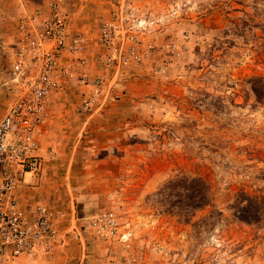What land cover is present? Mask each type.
<instances>
[{"label":"rangeland","instance_id":"rangeland-1","mask_svg":"<svg viewBox=\"0 0 264 264\" xmlns=\"http://www.w3.org/2000/svg\"><path fill=\"white\" fill-rule=\"evenodd\" d=\"M25 1L0 0V122ZM64 6L88 45L63 60L73 78L50 100L45 164L24 185L58 215L60 235L49 253L6 264H264V220L238 218L250 206L264 212V100L251 83L264 81V0ZM106 23L117 29L112 52L100 41ZM83 72L104 83L91 112ZM195 179L211 203L187 215L184 188Z\"/></svg>","mask_w":264,"mask_h":264},{"label":"built area","instance_id":"built-area-1","mask_svg":"<svg viewBox=\"0 0 264 264\" xmlns=\"http://www.w3.org/2000/svg\"><path fill=\"white\" fill-rule=\"evenodd\" d=\"M47 8L20 19L10 56L13 102L0 122V264L23 255L49 253L60 235L59 217L47 206L28 210L19 203L26 177L39 175L45 164L41 139L51 97L73 78V66L61 69V62L83 55L88 45L87 37L71 30L64 0H52ZM100 41L108 51L115 50L114 24L101 26ZM79 64L84 67L87 61L80 59ZM79 78L81 85L93 89L82 104L84 112H91L104 90L103 79L91 81L87 72ZM106 222L116 225L112 217Z\"/></svg>","mask_w":264,"mask_h":264},{"label":"trees","instance_id":"trees-1","mask_svg":"<svg viewBox=\"0 0 264 264\" xmlns=\"http://www.w3.org/2000/svg\"><path fill=\"white\" fill-rule=\"evenodd\" d=\"M252 83V91L256 96L258 102H262L264 100V81L262 79H253ZM259 85V86H258ZM187 191L186 195V204L184 206V210H186V214H189V211H199L208 207L211 203V194L210 187L207 183L202 179L193 180V184L184 188ZM258 204V200H252ZM242 214L238 217L241 221L247 223H260L264 220V212H261L258 208H254L250 206V208H243L241 211Z\"/></svg>","mask_w":264,"mask_h":264},{"label":"crops","instance_id":"crops-1","mask_svg":"<svg viewBox=\"0 0 264 264\" xmlns=\"http://www.w3.org/2000/svg\"><path fill=\"white\" fill-rule=\"evenodd\" d=\"M37 1L38 0H36V3H35V2H32V0H26L25 3L21 5V7L19 6L17 8L19 14L21 15V19L24 18V17H26L27 15H30V14L35 13L36 10H37V8L38 9L39 8L41 9V8H43V7H45L47 5L46 4V2H47L46 0H40V1H42V3H40L39 1L37 2ZM85 28L86 27H83V29H85ZM64 60L65 61H69L70 58L69 57H65ZM69 65H72V64H70V62H69L67 66H69ZM62 66H63V61L61 62V69H64V67L62 68ZM56 93L57 92H54L51 98H53V96ZM49 120H50V116H49V119H48L45 127L43 128L44 131L42 132L41 147H43L46 144V142L48 140L47 138L50 139V135H49L50 129L47 130ZM48 141H50V140H48ZM31 180H32L31 178L26 177V183L27 184H29V182H32ZM33 189L35 190V188H32L30 186L29 187L28 186H23L22 190L20 191V194H19L20 201H19V203H20V206L22 208L28 209V210H32V209H34L37 206L36 205V203H37L36 201H37V196L39 194L38 193L36 194V193L32 192ZM38 263L35 262V261H33V260H30V261H28L25 264H38Z\"/></svg>","mask_w":264,"mask_h":264}]
</instances>
